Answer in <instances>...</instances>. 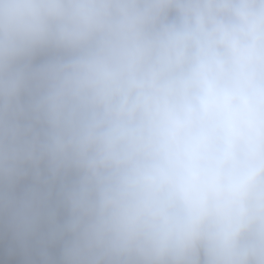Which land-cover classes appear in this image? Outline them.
<instances>
[{
    "label": "clouds",
    "instance_id": "9594fccd",
    "mask_svg": "<svg viewBox=\"0 0 264 264\" xmlns=\"http://www.w3.org/2000/svg\"><path fill=\"white\" fill-rule=\"evenodd\" d=\"M0 264H264V0H0Z\"/></svg>",
    "mask_w": 264,
    "mask_h": 264
}]
</instances>
